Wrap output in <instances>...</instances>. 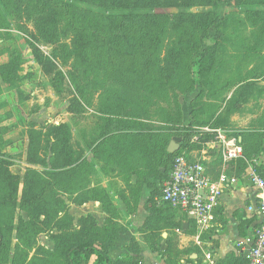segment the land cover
Returning a JSON list of instances; mask_svg holds the SVG:
<instances>
[{
    "label": "rangeland",
    "instance_id": "1",
    "mask_svg": "<svg viewBox=\"0 0 264 264\" xmlns=\"http://www.w3.org/2000/svg\"><path fill=\"white\" fill-rule=\"evenodd\" d=\"M53 2L60 6L0 0V264H66L72 246L112 239L120 258L111 248L109 259L130 261L123 237L129 251L148 240V205L129 190L135 172L107 145L94 158L107 120L128 123L131 136L152 129L153 143L163 141L161 129L171 141L185 127L219 128L241 139L242 155L226 169L264 177V0ZM112 142L129 145L122 136ZM203 151L208 160L199 161L217 173L219 154L205 145L187 140L175 154L201 159ZM95 191L117 198L94 207Z\"/></svg>",
    "mask_w": 264,
    "mask_h": 264
},
{
    "label": "crops",
    "instance_id": "2",
    "mask_svg": "<svg viewBox=\"0 0 264 264\" xmlns=\"http://www.w3.org/2000/svg\"><path fill=\"white\" fill-rule=\"evenodd\" d=\"M115 122L116 121L114 120H107L106 126L103 127L100 133H98L99 137L94 143V158L100 157L102 152L106 150L108 155H117L118 152H120L121 156L117 157L125 159L123 164L124 167L128 169V172H135V174L130 175L129 182L131 183V188L129 190L135 196H138L143 192L142 195L145 199L144 203L154 195L153 190H156V186H159L158 195L157 197L154 196V202L156 204L155 209L159 211L158 214L151 219V223L154 225L153 233H159V236L161 237V241L157 242L159 244L156 245L158 247L157 251L154 252L151 249V246L156 244V239L150 240L148 238V240H144L143 243L134 241L137 249L129 251L127 246H130V242L126 237H123L125 240L122 243V246L127 243V245H125L126 251L128 250L126 256H128L131 261L136 262V264H241L243 247L251 241V236L258 219L247 210L248 206L254 204L251 194L252 191L247 180L248 172H235L226 169V164L236 162L239 159L224 163L222 160V153L219 149L206 146L209 150L217 151L220 157L218 160V162H220V170L217 173L211 174L205 166L210 161L207 163L205 162V164L202 163V160H208L204 156V151L202 153L203 155L200 157L201 159L185 156L188 160L193 162H200L199 160H201L202 162L200 163L204 166L206 176L210 181H217L221 174H225L229 178H235V183L226 186L223 190L219 204L214 211L213 225L210 229L204 232L202 236L203 245L198 246L194 240L196 234L194 223L190 221V227L186 226V228H182L181 231L176 230V224L181 223L187 225V221L189 220L177 209L164 205L178 212L177 216L174 217L175 219L172 218L170 215H167V210H164L166 207L161 208L163 204L161 205V203H159L161 189L163 183L167 179V173L164 172L168 167L165 163V152H167L168 145L171 142L169 140V131L161 129L162 131L160 133L162 134L160 137L163 138V141L160 140L157 143H153L151 142V139L154 135L151 134H154L155 132L152 129L147 130V133L145 132L143 135L136 134L131 136L132 132L130 133V131L126 130L129 129L128 123H125L126 125H120L119 123L118 125H114ZM103 130H106V132L103 133ZM104 134L106 135L103 136ZM117 136H122L123 138L125 137L128 139L129 145H123L121 148H117L112 142V139ZM172 138L174 137H171V140ZM129 139H137L140 145L131 146ZM236 140L239 143L241 142L240 138ZM97 145H99V148H96ZM103 145H107L108 148L103 150ZM182 148L183 147L178 148L179 151ZM95 160L97 162L98 158ZM131 178H133V180ZM122 190H124V188ZM98 198L101 200L98 201ZM115 198H117V196L110 191H102L100 197L99 192L95 191L94 207L101 201H105L106 205H108L107 207H110L112 206L110 203L114 202L113 200ZM118 199L119 202L121 201L120 206L125 208L124 210H127L128 201L126 193L124 195L121 193V195L118 196ZM150 206L151 204H148L146 207L143 205L141 208L142 224L150 215L149 209L152 207ZM111 211L112 210L109 212ZM109 212L105 211L104 213L108 214ZM120 213L125 214L126 211H120ZM126 223H128V221ZM141 225L137 228H140ZM143 231L148 230L144 227L142 232ZM142 232L137 233L141 236L143 234ZM128 233H130V231L128 232V229H123L124 236ZM115 245L116 242L114 241L112 247L114 256L116 255ZM117 258H120V254L115 256V259Z\"/></svg>",
    "mask_w": 264,
    "mask_h": 264
},
{
    "label": "built area",
    "instance_id": "3",
    "mask_svg": "<svg viewBox=\"0 0 264 264\" xmlns=\"http://www.w3.org/2000/svg\"><path fill=\"white\" fill-rule=\"evenodd\" d=\"M192 145L202 144L217 148L222 153L224 163L237 160L242 155V147L234 138H228L219 128H200L190 138ZM247 180L252 191L254 204L247 207L258 222L251 241L244 245V264H264V178L259 172L249 170ZM235 183V178L221 174L217 181H210L200 162L188 160L184 154H175L170 173L163 183L159 203L167 204L184 214L194 223L195 243L203 245L202 236L214 222V211L226 186Z\"/></svg>",
    "mask_w": 264,
    "mask_h": 264
},
{
    "label": "trees",
    "instance_id": "4",
    "mask_svg": "<svg viewBox=\"0 0 264 264\" xmlns=\"http://www.w3.org/2000/svg\"><path fill=\"white\" fill-rule=\"evenodd\" d=\"M47 2L49 3V5L51 7H59L60 6V5L54 4L53 0H47ZM126 20L127 19H122V21L120 23V27H122V25L126 22ZM117 34H119V32ZM202 46H203L202 51L199 54L195 55L192 62H191V70L195 67L197 59L203 57V55L205 54L206 47L204 45H202ZM191 78H192V83L194 84V86L199 87L200 86L199 79L197 78V75L193 74V71L191 74ZM192 130H194V129H192L191 127H185L184 134L179 136V138L181 139L180 144H179V148L183 147L184 142H186L187 140L190 141V138L194 135V132ZM190 133H191V136L189 135ZM174 156H175L174 154H169V153L165 152V163L168 167L164 173H167V177L170 173ZM146 204L147 205L151 204L152 209L151 208L149 209L150 215H149L148 219L145 220V222H144L145 226L144 227H146L148 230L149 239L154 240L156 235L153 234L154 225L151 223V219L153 216L158 214L159 210L155 209V203L153 202L152 197L146 201ZM163 205L169 206L167 204H163ZM190 224H191L190 221H187V226L190 227ZM183 225L184 224H181V223L176 224L175 225L176 230L181 231L183 228ZM189 227H187V228H189ZM156 232H157V230H156ZM3 241H4V238L0 232V247L3 244ZM113 244H114L113 239L109 240L108 242H106L104 244L100 241H95V240H94V242H90V243H78L66 251V253H65L66 264H81V260H87L91 256H95L96 264H132L131 260L130 261L124 260V261H115L114 262V261H111L109 259V257H108L109 256V249H111L113 247ZM157 248L158 247L156 246V244L151 246V249L154 252L157 251ZM244 263H245V261L242 258L241 264H244Z\"/></svg>",
    "mask_w": 264,
    "mask_h": 264
},
{
    "label": "water",
    "instance_id": "5",
    "mask_svg": "<svg viewBox=\"0 0 264 264\" xmlns=\"http://www.w3.org/2000/svg\"><path fill=\"white\" fill-rule=\"evenodd\" d=\"M180 141L181 139L179 137H174L172 138L171 142L169 143L168 145V149H167V152L169 154H174L177 150H178V147H179V144H180ZM186 224L183 225V228L185 229L186 228Z\"/></svg>",
    "mask_w": 264,
    "mask_h": 264
}]
</instances>
